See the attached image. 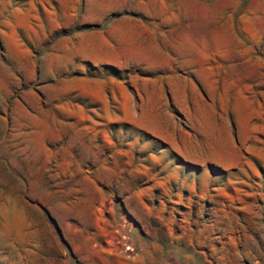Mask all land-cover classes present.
Wrapping results in <instances>:
<instances>
[{
    "label": "rangeland",
    "instance_id": "obj_1",
    "mask_svg": "<svg viewBox=\"0 0 264 264\" xmlns=\"http://www.w3.org/2000/svg\"><path fill=\"white\" fill-rule=\"evenodd\" d=\"M0 264H264V0H0Z\"/></svg>",
    "mask_w": 264,
    "mask_h": 264
}]
</instances>
